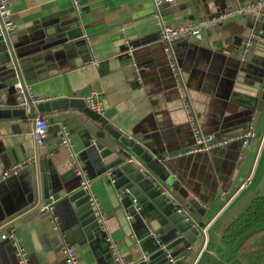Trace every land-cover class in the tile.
Segmentation results:
<instances>
[{"label": "crops", "instance_id": "crops-1", "mask_svg": "<svg viewBox=\"0 0 264 264\" xmlns=\"http://www.w3.org/2000/svg\"><path fill=\"white\" fill-rule=\"evenodd\" d=\"M78 1L82 12L75 17L70 0H10L17 25L11 49L18 64V77L30 85L34 95L51 100L85 97L96 92L97 100L104 107L100 122L110 123L163 161L171 174L168 183L163 184V191L200 231L187 257L177 264H198L204 252L210 255L214 251L213 247L207 248L213 240L211 230L261 179L264 123L260 128L259 125L262 118L242 157L238 143L208 154L178 156L193 144V138L158 43L159 28L152 1ZM250 1L253 0H172L161 7L160 17L167 24L181 19L171 24L175 25L215 16ZM246 19V16L232 17L221 26L203 30L201 40L185 38L174 45L190 101L204 133L227 135L251 127L257 101L262 98L264 78L260 82L254 80L258 69L264 76V38L254 39L246 61H242L240 35L246 29ZM75 21L83 36L65 44L63 55L49 59L34 52L43 29ZM1 42L0 67L11 62L9 48ZM127 45L134 47H131L133 60L127 59L124 53ZM93 60L99 61L96 67L82 69ZM132 61L140 68L139 72L135 71ZM13 73L11 69L1 74L3 109L14 107L12 91L17 75L14 77ZM32 114L28 108L22 118L0 120V173L24 163L16 175L0 182V227L28 205L34 174L30 158L35 156L38 161L46 158L50 174L59 178L67 191L77 188L79 180L60 145L59 123L69 130L73 150L83 161L87 175L95 177L101 172L98 151L87 130L91 122L82 112L69 108L44 113L49 127L45 145L40 148L32 136ZM68 115L81 117V121ZM105 141H111L107 135ZM117 147L115 144L114 148ZM91 192L106 218L108 236L127 261L134 262L135 257L151 248V232L165 243L172 239L169 225L156 208L145 209L142 216L127 221L113 191L100 178L91 181ZM188 197L193 198V205L186 200ZM54 213L58 218V232L52 230L49 218L35 217L13 223L30 264H65L61 253L64 244L74 248L79 264H113L105 236L97 233L88 239L66 198L54 204ZM193 213L205 224L203 230ZM2 243L0 240V264H18L10 253V244L3 246ZM224 246L228 251L217 249L215 263L234 264L239 259L234 254L235 248ZM260 264H264V258Z\"/></svg>", "mask_w": 264, "mask_h": 264}, {"label": "water", "instance_id": "water-1", "mask_svg": "<svg viewBox=\"0 0 264 264\" xmlns=\"http://www.w3.org/2000/svg\"><path fill=\"white\" fill-rule=\"evenodd\" d=\"M246 18V29L240 35L243 50L245 49L247 40L251 36L264 38V26H262L264 25V16L251 15ZM179 21L181 19L170 21L168 24H174ZM82 36L79 23L76 21L61 26L54 25L41 31L37 41L38 45L34 52L41 54L44 58H58L59 55L64 54L63 46L65 44L73 42ZM1 43L5 47V44ZM11 47H9L11 62L0 67V90L4 87L3 81H1L2 73L13 69V76L15 77V74L20 76L18 64ZM127 49L128 47L125 46L124 53ZM262 74L260 69H258V72L255 73L256 79L254 81L260 82L264 78ZM1 103L0 96V105ZM263 106L264 100L261 98L257 101L250 124L253 132L256 131L261 119ZM69 108L78 109L92 121H101V115L91 111L84 102L83 97L52 99L39 104L35 109L29 108V110L31 114L34 110L44 114ZM25 113V109L0 108V120L22 118L25 116ZM103 132L112 141V145L105 144L93 137L94 145L100 158L101 172L95 177L89 178L91 180L100 178L103 185L113 191L118 207L124 210L125 215H129L133 219L138 215L142 216V212L145 209L156 208L165 218L167 225L170 227L169 232L172 233V239L168 243L163 242L157 234L159 243L151 237L153 239L151 248L146 253L135 257L134 264H177L187 257L190 245L196 241L200 231L163 191V184L166 185L171 178L170 172L163 164V161L154 157L144 145L116 129L110 123L103 125ZM115 144L119 146V149L118 147L114 148ZM130 155H133L134 158L128 157ZM29 163H34V174L31 182V193L27 198L28 205L8 221L14 220L12 221L13 224L18 220L27 222L29 219L35 217H39L40 219L48 218L49 213H40V207L47 205L54 207V204L58 200L66 198L71 205L73 215L83 228L88 239L93 238L97 233H102L105 236L102 225L93 216V210L88 202L89 195L86 191L79 188V184L76 189L67 191L62 186V181L50 174L46 165V158H41L40 161H30ZM59 187L61 189H58ZM262 197H264V168L258 184L239 198L221 217L217 226L211 230L214 251L208 255V260L202 264H213V262L217 261V249L224 252L228 251V247L222 244L224 234L252 202ZM186 200L190 205H193L194 200L192 197H188ZM247 236L245 235L238 245ZM5 244H8V242L3 241L2 245L4 246ZM178 246H181L183 250L181 248L176 249ZM11 250L12 252L10 253L12 254L13 249Z\"/></svg>", "mask_w": 264, "mask_h": 264}, {"label": "built area", "instance_id": "built-area-1", "mask_svg": "<svg viewBox=\"0 0 264 264\" xmlns=\"http://www.w3.org/2000/svg\"><path fill=\"white\" fill-rule=\"evenodd\" d=\"M75 17L81 15L82 9L78 0H70ZM155 8V18L157 19L158 30V43L162 49V54L164 56L166 65L170 70L171 77L174 81V90L179 98L180 108L185 115L186 123L188 125L189 131L193 138V144L187 148L178 156L183 155H193L210 153L218 148H226L234 143L240 145V157L245 149L250 145L251 141L254 139L255 132H253L251 127L245 130L238 131L235 133L227 135H216L204 133L200 122L196 116L193 104L190 101L188 95L187 85L182 77L181 69L178 64V60L175 54L174 45L180 39L193 38L195 40L202 39V31L208 28L221 26L228 19L235 16H263L264 14V0H253L244 5H239L231 7L229 9L220 12L219 14L211 17H206L196 21H185L175 25L167 24L160 17V9L166 3L169 4L172 0H151ZM16 23L13 18V13L11 9L10 0H0V40L5 44L6 48L12 46V37L16 31ZM256 37L251 36L243 50L242 61H246L249 48L254 45V39ZM128 49L125 52L129 59H135L134 48L132 45H127ZM135 71L139 72L140 68L135 66L134 61H132ZM99 64L98 60H93L82 67V69L88 68L90 66H97ZM98 94L94 91L90 92L87 96L83 97L84 102L87 107L102 115L104 107L97 100ZM13 108H20L27 110L28 108H36L39 104L43 102L50 101L51 99L43 98L34 95L30 85L26 84L18 76H16V81L13 85ZM2 100V99H1ZM2 103L0 105V108ZM32 125V136L35 141L37 148L45 145V140L48 131V121L41 112L37 110L32 114L31 123ZM61 136L60 145L67 152L68 161L70 162L74 175L79 180V188L86 191L89 195L88 202L93 210V216L97 218V221L102 225V230L105 233V238L108 243V250L113 264H134V262L127 261L118 249L117 244L108 236V227L106 225V218L102 214V210L98 199L91 192V179L86 173L85 165L79 155L74 152L73 145L71 142V134L69 130L61 125ZM167 159V156L165 157ZM35 156L29 159L34 161ZM28 162V161H26ZM25 162V163H26ZM24 163H19L9 169L4 170L0 173V182L6 180L12 175H16L20 169V166ZM40 213H49V222L52 226V230L58 232V218L54 213V207L52 205L42 206L39 209ZM127 221L132 219L131 216H126ZM203 230V229H202ZM150 236L159 243L157 235L155 232H151ZM0 240L7 241L13 249V254L17 259L18 264H30L28 255L21 244L20 239L16 236L14 225L12 221H8L0 227ZM61 253L64 258L65 264H79L78 257L72 246L64 244L61 247Z\"/></svg>", "mask_w": 264, "mask_h": 264}, {"label": "trees", "instance_id": "trees-1", "mask_svg": "<svg viewBox=\"0 0 264 264\" xmlns=\"http://www.w3.org/2000/svg\"><path fill=\"white\" fill-rule=\"evenodd\" d=\"M67 117L77 119L75 115H68ZM83 117L87 118L88 122H91L89 127L87 124L84 126H87V130L94 138L105 144L112 145V141H105L106 134L103 132V124L100 121H92L84 114ZM77 120L81 121V117ZM193 216L198 226L204 229L205 224L201 218L197 217L194 213ZM245 235L248 236L238 245ZM222 244L235 248L234 254H238L239 259L234 264H260L262 262L264 258V197L252 202L239 218L234 221L229 230L224 234ZM211 247L212 243L209 242L207 248ZM207 260L208 254L204 252L198 264H202ZM215 262L213 264H216Z\"/></svg>", "mask_w": 264, "mask_h": 264}, {"label": "rangeland", "instance_id": "rangeland-1", "mask_svg": "<svg viewBox=\"0 0 264 264\" xmlns=\"http://www.w3.org/2000/svg\"><path fill=\"white\" fill-rule=\"evenodd\" d=\"M262 98H263V100H264V92H263V94H262ZM262 119H261V122H260V125H259V128L262 126V124L264 123V109L262 110V117H261Z\"/></svg>", "mask_w": 264, "mask_h": 264}]
</instances>
